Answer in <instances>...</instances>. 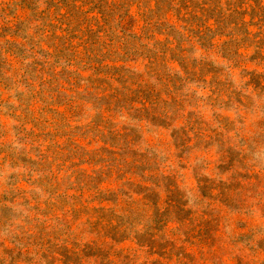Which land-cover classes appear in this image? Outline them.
<instances>
[{
  "label": "rangeland",
  "instance_id": "rangeland-1",
  "mask_svg": "<svg viewBox=\"0 0 264 264\" xmlns=\"http://www.w3.org/2000/svg\"><path fill=\"white\" fill-rule=\"evenodd\" d=\"M0 264H264V0H0Z\"/></svg>",
  "mask_w": 264,
  "mask_h": 264
}]
</instances>
